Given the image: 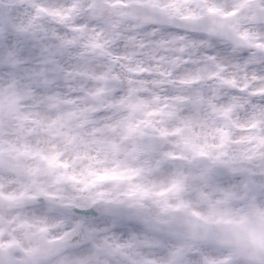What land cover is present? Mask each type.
I'll return each mask as SVG.
<instances>
[{
  "label": "clouds",
  "instance_id": "1",
  "mask_svg": "<svg viewBox=\"0 0 264 264\" xmlns=\"http://www.w3.org/2000/svg\"><path fill=\"white\" fill-rule=\"evenodd\" d=\"M0 264H264V0H0Z\"/></svg>",
  "mask_w": 264,
  "mask_h": 264
}]
</instances>
